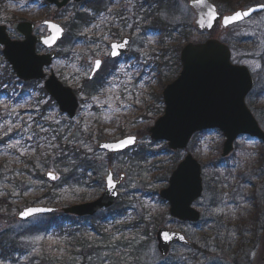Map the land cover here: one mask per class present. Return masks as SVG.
<instances>
[{
  "label": "rangeland",
  "instance_id": "1",
  "mask_svg": "<svg viewBox=\"0 0 264 264\" xmlns=\"http://www.w3.org/2000/svg\"><path fill=\"white\" fill-rule=\"evenodd\" d=\"M142 1L146 0H113V4H107V10L97 15L84 29L87 34H83L84 38L79 44L65 42L55 47L60 55L45 68L46 73L52 70L66 85L77 88L81 79L89 73L95 58L92 54L105 56L108 53L106 44L110 41L125 35L132 38L128 57L111 67L106 85L91 96L86 97L79 93L78 98L81 101L72 119L59 112L57 105L41 90L42 80L23 85L7 71L0 46V200L4 199L8 205V208L6 205L3 210L0 209V232H9L19 237L21 257L17 256L16 259L21 264H40L39 257L42 254L50 258V255L56 256L58 252H62V248H59L61 246L57 245H62L60 242L65 239L66 226L58 231L47 230L43 233L33 227L48 217L35 216L23 222L16 219L15 214L26 202L34 201L50 186L42 177L46 170H53L59 176L54 165L55 158L66 152L62 148L73 139L77 127L80 129V136H77L76 144L100 160L104 165L103 176L108 161L106 153L96 149L99 127L102 129L103 139H116L129 133L139 135L138 145L144 149L143 157L147 161L142 174L146 183L133 184L135 188L131 190H135L136 195L131 197L135 199L131 210L126 216L106 223L105 230H108L109 237L113 240L125 239L127 249L132 247L133 240L137 244L143 243L146 239L141 234L143 229H148L149 233L152 231L150 216L159 212V207L163 206L156 198L159 186L154 180H158L162 172L177 158V151L168 149L164 141L150 139L146 131L163 111L162 101H156L155 96L162 91L164 74L167 69L175 68L174 62L169 59L170 53H163L165 45H168L167 50H173L187 41L206 38H217L231 45L232 62L248 67L253 77L254 84L247 101L253 108L263 107L259 114L254 110L253 113L264 129V13L233 25L228 30L221 28L217 21L209 32L199 34L193 27L194 13L188 6V0H174L173 10H161L158 14V18L164 23L161 28L154 27L152 21L150 23L145 19L148 15L141 16V12L136 13L139 5L143 4ZM224 1H216L219 3L216 4L220 13L246 6L244 0H239L238 4H233L234 8L227 9ZM78 10L91 13L85 3H69L66 7L57 9L44 0H0V23L7 27L11 36L16 37L11 28L14 21L28 19L39 25L43 19L55 18L63 22ZM152 11L155 12L156 7ZM146 26H151L152 29L142 28ZM38 29L44 31L40 25ZM87 40L88 43L84 42ZM95 41L97 42L94 43ZM70 49L73 54L67 59ZM163 56L167 63L161 58ZM256 64L260 67L257 68ZM223 139L221 132L209 130L202 133L194 144L202 163L203 192L192 204L201 213L198 224H179L180 222L166 217L160 221V224L168 228L181 230L194 243V247L175 244L171 247L168 258L164 259L158 253L152 233L149 234V240H145V248L136 252V256L141 258L140 264H178L176 260L179 264H213V260L220 264H259L261 246L264 243V216L256 219L251 215L255 212V206L264 204L259 193L264 190V144L247 136H239L233 152L224 159L221 158L220 167L216 168L215 160L220 159ZM55 149H58L57 153ZM135 151L138 148L129 154L132 155ZM178 153L180 159L185 151ZM129 154L111 158L115 177L123 172L122 165L129 163ZM215 173L220 175L216 182L223 181L221 195L215 189V181L210 178ZM131 179L133 180L132 176L126 174L119 187V194L127 195L132 187L129 186ZM67 185L60 184L59 188L56 187L58 199L68 204L81 202L79 197L84 192L83 188L72 182ZM254 187L258 197L255 200L245 198L246 193L253 191ZM219 215L224 217L218 220L217 229L222 230L229 226L234 229L233 236L237 237L236 230L240 228L239 233L245 239L242 240L241 237L240 240L239 235L237 246L235 245L238 248L219 251L221 258L218 260L217 256H213L212 260L199 249L204 246L213 248L215 243L212 236L207 242L200 240L209 233L216 236L217 233L214 235L212 232V226L216 224L215 216ZM132 218L137 221L135 225H131ZM85 227V231L90 232V223ZM220 240L225 241L228 238L223 237ZM180 258L184 259L183 263ZM104 259L108 263L106 256ZM0 264L14 263L0 258Z\"/></svg>",
  "mask_w": 264,
  "mask_h": 264
},
{
  "label": "water",
  "instance_id": "2",
  "mask_svg": "<svg viewBox=\"0 0 264 264\" xmlns=\"http://www.w3.org/2000/svg\"><path fill=\"white\" fill-rule=\"evenodd\" d=\"M46 1L60 8L65 6L69 0ZM74 1L78 2L80 0ZM205 5L196 7L194 6V0L189 1V6L195 13L194 26L199 31L212 28L207 26V21L203 26L199 23L200 18L205 16L210 8L216 11L217 18L220 17L217 7L210 0H205ZM261 5H264V3L254 4L222 15L220 17L221 26L226 28L223 24L224 17L245 10H251L249 15L251 16L264 10L260 7ZM45 21L48 23H45ZM50 24H56L62 28L59 23L53 20H44L42 25L46 27L48 34L41 36L33 34L35 24L31 21L13 23L12 28L18 35L23 36V39H11L5 26L0 25L2 55L19 79L26 81L45 77L43 68L51 64L55 52L37 53L36 44L39 43L44 48L51 49L64 33L62 28V34L51 46L45 44L44 40L53 35ZM119 43H125V46L118 50L119 54L117 56L128 52L130 39L122 37L119 41L110 43V53L112 51L111 46ZM110 57L116 56L110 54ZM179 59L182 66L179 75L168 83L162 91L164 112L149 127L152 139L166 141L167 146L172 150L184 149L191 136L197 131L217 128L225 137L221 152L222 157L227 156L233 150V143L239 134H248L250 137L264 141V131L244 101L253 85V80L245 66L230 62V50L226 44L213 38L200 43L189 42L182 47ZM96 60L93 62L90 78L97 71L94 69ZM44 88L54 98L61 112L66 113L69 118L74 117L78 100L70 87L64 86L51 72L44 81ZM129 138H134V142L125 147H104L106 144L118 145L121 141ZM136 140L135 135H126L115 141L101 140L97 146L99 149L109 152H120L135 145ZM49 173L56 177L55 172L48 170L45 172V178L51 181L55 180L56 178L52 179ZM109 174H111L115 184V187L111 189L108 185ZM122 178L123 174L120 175L118 180H115L112 170L109 169L104 176V191L99 197L88 202L64 207L62 211L78 216L92 215L100 208L112 205L118 196L117 186ZM201 193V165L191 153H187L172 171L167 186L159 191V195L162 199L168 201L171 216L179 220L195 222L199 219L200 213L191 204ZM27 208L51 209V211H43L37 214L50 213L57 209L52 206L29 205L17 212L16 217L19 220L30 218L20 216V213ZM165 232L170 235L171 239H164L163 234ZM156 239L157 248L162 255L168 252L169 246L173 242L188 243L181 232L169 230L164 226L157 229Z\"/></svg>",
  "mask_w": 264,
  "mask_h": 264
},
{
  "label": "trees",
  "instance_id": "3",
  "mask_svg": "<svg viewBox=\"0 0 264 264\" xmlns=\"http://www.w3.org/2000/svg\"><path fill=\"white\" fill-rule=\"evenodd\" d=\"M216 2L217 0H213ZM262 0H244L245 5L261 2ZM143 4L139 5L138 11L136 13L141 12L142 15H148L147 18L154 27L161 28L164 26V23L158 18V14L163 11H168L169 9L173 10V4L174 0H146L142 1ZM239 2V0H225L224 6L227 7V9H232L234 7L233 4ZM87 4V7L92 11V13H89L88 11H76L73 13L70 19L63 22V26L65 28V34L63 38L58 43L63 44L67 42L68 44H75L76 42H79L82 38L81 31L83 28H85L87 25H89L93 19L94 16H96L99 11L106 10V6L111 5L113 3V0H84L82 4ZM219 4L218 2H216ZM238 4V3H237ZM156 7V11L153 12L152 9ZM144 19V20H145ZM168 45H165L164 51L170 53L169 59L174 62V70H168L164 74V83L169 82L172 80L179 70L180 66L178 64V53L180 47H176L173 50H167ZM168 53V54H169ZM70 54V50L67 53V56ZM57 55H60V52L57 53ZM165 63H167L166 60H164ZM111 64L113 62L109 59H107V62L104 65V71L97 73L93 77V79H83L82 85L80 88V91H82L85 95L90 96L98 92L100 87H102L103 82L107 74H109L111 69ZM7 71L9 70V73L12 74L10 68L8 65H6ZM156 101H160V96L156 95ZM251 108L252 104L248 103ZM255 113H258L259 111H263V107L255 106L253 108ZM259 114V113H258ZM204 133V132H198L196 133L192 139L190 144L187 147V150L193 153L195 157L199 158V155L196 150L197 147L194 145L196 144L197 138ZM98 137L101 138L103 136L102 129L99 127V133ZM77 136H80V129L79 127L76 128L74 131L73 139L67 142V145H64L62 150H65L66 152H62L60 156L55 158V169L59 173L58 180L51 184L47 188V192L45 194L41 195L40 197H37L39 201H42L45 204L49 205H56V206H62L67 205L68 202H61L58 199L56 187L59 188V185L61 186H68L67 184L69 182H72L74 185L83 188L84 192L82 195H80V200L83 201L87 197H91L94 195H97L99 192L101 186H102V173L104 171V165L101 164L100 160L96 158L95 155L87 153L78 143L76 144ZM75 137V139H74ZM58 138V137H57ZM138 151H135L130 155L131 152H125L124 154L130 155V161L125 166L122 165L121 169L124 171L127 175L130 177L132 176L133 180L129 184L130 190L127 191L128 194H135V187H133V184H143L145 185L146 181L143 179V173L144 165L146 164V158L144 156V149H142L140 146L137 147ZM61 151V150H59ZM58 152V149H55V153ZM177 158L174 159V161L171 163V165L166 168L158 180H154V182L159 186L158 188L164 187L167 183L168 177L171 173V171L176 166L177 162L179 161L180 154L177 152ZM179 154V155H178ZM55 155V154H54ZM115 157L114 155H107V161L110 163L111 158ZM142 160H145L142 162ZM222 159L215 160V167L219 168L220 163ZM144 169V170H143ZM220 175L217 173L211 174L210 178L215 181V189L217 190L218 195H221V189H222V178L221 181L216 182V178H218ZM219 182V184H218ZM256 187L253 188V191L246 193L245 198L249 197L255 200L256 197H258L256 192ZM264 190H262L260 193V199H264ZM262 197V198H261ZM130 195L124 196L123 194L117 201V203L107 209L106 211H100L96 215L92 217H84V218H76L69 215H64L62 213H52L50 215H47L45 217H48L45 219L42 223L39 225L33 227V229H38L40 231H58L61 230L64 226L67 228V234L65 236V239L59 248H63V251L58 252L56 256L50 255V258H47L46 255L42 254L40 259V264H140L139 258L136 256V252H139L141 248H145L146 241L150 238V233L148 229H143L141 234L145 236V240L143 243L137 244L136 240H133L132 247L126 248L127 241L125 239L121 240H113L109 237L107 232L105 231L106 228V222L108 220H114L118 218L120 215L124 214L127 209L130 206ZM261 202V200H260ZM31 203V202H26ZM7 203L4 202V199L0 200V209L3 210V207L6 206ZM8 208V205H7ZM260 216H264V204H260L255 206V212L252 213V218H260ZM167 218V211L166 209L160 208L159 212H155L150 216L151 223L153 224V228L160 223L161 220L164 218ZM223 215L215 216V223L212 226V232L215 233L216 236L214 237L213 234L211 235L206 234L203 235L201 238V242H207V239H210L212 236V239L214 240L215 246L212 248L210 247H200L202 253L207 255L208 257L217 256L218 260L221 258L219 251H226L231 248H238L236 247L237 244V238L240 235V240L242 237V240L245 239V237L241 236L239 233L240 228L236 230L237 237L233 236L234 229L233 228H218V220L220 218H223ZM111 218V219H110ZM217 218V220H216ZM251 218V219H252ZM89 221L92 230L90 232L85 231V223ZM254 221V219H252ZM84 223V224H83ZM252 223V222H250ZM153 231V230H152ZM151 231V234H152ZM94 234V235H91ZM220 237V238H219ZM226 237L228 240H220L221 238ZM19 237H16L14 234H10L9 232H0V251L1 255L0 258L9 259L10 263H18V260L15 258L16 254H19L21 252V248L19 247ZM152 238V236H151ZM239 240V239H238ZM239 240V241H240ZM236 245V246H235ZM213 249V250H212ZM212 254V255H211ZM106 256V259L108 260V263L104 259ZM35 258V256H33ZM31 261V259H30ZM125 261L126 263L122 262ZM24 264V263H23ZM215 264H220L216 263ZM221 264H224L223 262Z\"/></svg>",
  "mask_w": 264,
  "mask_h": 264
},
{
  "label": "snow or ice",
  "instance_id": "4",
  "mask_svg": "<svg viewBox=\"0 0 264 264\" xmlns=\"http://www.w3.org/2000/svg\"><path fill=\"white\" fill-rule=\"evenodd\" d=\"M194 6H196V7L206 6L205 5V0H194ZM260 7L264 8V5H261ZM250 11L251 10L238 11V12H235L231 16L224 17L223 18L224 26L227 27L229 24H232V23H235L237 21L243 20L245 17L250 15ZM216 18H217L216 11L214 9L210 8L208 13L205 16H202L200 18L199 23L203 26L205 21H207V26L208 27H212L214 21L216 20ZM45 23H48V22L45 21ZM49 26H50V28L53 31V35H51L50 38H46L44 40V43L49 45V46H51V44L54 43L55 40L58 39L59 36L62 34L63 29L60 26L56 25V24H50ZM124 46H125V43L113 44L111 46L112 47V51H111L110 54L112 56H117L119 54L118 50L123 48ZM101 64H102L101 60H96L95 64H94V69L95 70H99V68L101 67ZM255 66L257 68L260 67L259 64H256ZM133 142H134V138H129V139L121 141L118 145H107L106 144V145H104V147L120 148V147H125V146H127V145H129V144H131ZM49 176L52 179L56 178L52 173H49ZM108 185H109L110 189L115 187V184H114V182H113V180L111 178V174H109V176H108ZM43 211H51V209L27 208L26 210H24V211H22L20 213V216L22 218H27V217L34 216L35 214L43 212ZM163 236H164L165 240L171 239L170 235L168 233H166V232L163 234ZM37 239H41V238L37 237Z\"/></svg>",
  "mask_w": 264,
  "mask_h": 264
},
{
  "label": "flooded vegetation",
  "instance_id": "5",
  "mask_svg": "<svg viewBox=\"0 0 264 264\" xmlns=\"http://www.w3.org/2000/svg\"><path fill=\"white\" fill-rule=\"evenodd\" d=\"M261 13H264V11H263V12H261ZM261 13H260V14H261ZM256 15H259V14H255V15H253V16H251V17H249L248 19H246V20H244V21H247V20L251 19L252 17H254V16H256ZM244 21H243V22H244Z\"/></svg>",
  "mask_w": 264,
  "mask_h": 264
}]
</instances>
